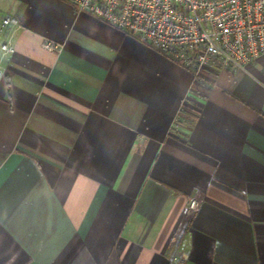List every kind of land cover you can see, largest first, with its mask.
<instances>
[{"label": "crops", "instance_id": "crops-1", "mask_svg": "<svg viewBox=\"0 0 264 264\" xmlns=\"http://www.w3.org/2000/svg\"><path fill=\"white\" fill-rule=\"evenodd\" d=\"M8 16L0 264H264V56L195 80L62 0Z\"/></svg>", "mask_w": 264, "mask_h": 264}, {"label": "built area", "instance_id": "built-area-1", "mask_svg": "<svg viewBox=\"0 0 264 264\" xmlns=\"http://www.w3.org/2000/svg\"><path fill=\"white\" fill-rule=\"evenodd\" d=\"M150 46L199 80L207 70L245 68L264 56V0H62ZM19 27L14 17L1 28ZM47 50L60 46L45 41ZM2 54L14 47L0 42ZM3 71L0 68V79ZM200 199L188 200L185 214L199 211Z\"/></svg>", "mask_w": 264, "mask_h": 264}]
</instances>
